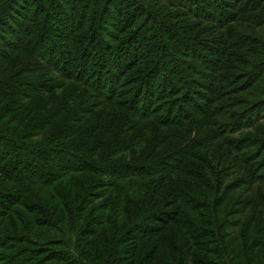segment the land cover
<instances>
[{
	"label": "trees",
	"instance_id": "trees-1",
	"mask_svg": "<svg viewBox=\"0 0 264 264\" xmlns=\"http://www.w3.org/2000/svg\"><path fill=\"white\" fill-rule=\"evenodd\" d=\"M223 1L220 3L218 0H189L187 8L193 9L195 7L196 11L201 8L210 14L217 9L231 11L234 7L232 5L234 0ZM245 1L240 0L239 2ZM242 6L243 4H240L238 15L233 17L231 21L240 22L243 25L239 27L240 29L247 30L248 28L249 30L250 25H253L255 26L253 30L255 28L257 30L254 32L263 34L264 31L258 30L262 25L258 26L257 22L249 23L252 18H238L240 12L243 11L244 7ZM187 10H183V12L187 14ZM154 13V9L145 0H0V58L6 62L18 55L22 48H26L32 55L40 53L43 59L48 61L51 59L50 61H57L58 64H61L63 59L62 66L65 75H62L61 80L77 82L84 88H94L95 92L90 96L96 99L92 102L89 98L82 96L80 102L76 104L75 93H72L74 88H69L63 95H60V91L64 90V84L49 82L51 80L45 78L46 73L41 74L44 77H38L39 70L33 66L31 61L25 66L21 61L19 66L10 62L5 67L0 65V175L4 181L11 184V189L14 190L13 193L4 192L0 195V205L5 208L4 212L12 210L11 214L13 215L9 212L5 213V216L10 214L9 221L12 225L34 233V236H25V240H23L25 242L16 248L10 247L13 244L7 242L9 235L4 236V238L0 235V264H21L24 261L30 262L32 260L36 261L34 264L41 263L43 260L37 259V253L43 246H34V242L60 244L53 246L55 247L53 248V260L63 264H93L95 261L101 262V264H121L118 263L113 253L104 252L108 237L118 240L116 243L118 246H114L116 251H118L119 244H129L131 255L135 253L138 258L136 264H155L158 256H167L166 240L168 235L165 233L171 226L177 229L176 235L181 233L189 252L197 248L200 253L205 251L212 254L213 250L205 247L207 244L203 242L205 237L216 236L220 242V238L228 239V234L220 236L216 227L219 225L218 229H222L231 222L224 220L218 223L215 214L208 212L211 209L208 204L200 206L198 203H193V199L185 198L182 191L178 193V197L173 195L171 198L170 194L171 191L173 192V188L177 193V188L173 183L170 186L168 184L165 195V176H161L162 178L152 182L148 180L160 175L179 172L182 175H191V171L182 169V166L187 160L197 157L196 151L201 146L200 141L192 140L194 144H192L190 152L185 148L191 145L186 146L185 143L175 150L159 154L151 160L161 149L163 143L160 144L161 140L157 141L160 139L158 138L147 151L143 152V148L147 146L153 136H150L152 131L148 124L143 125L141 120L156 119L155 116L162 115L158 110L161 108L160 105L158 106L160 103L154 102L157 95L152 94L146 103L142 101L141 108H138L137 101L133 98L128 102L124 100L126 101L125 104H120L121 101L117 98V91L120 89L119 85L123 78L131 71L139 73L142 70L140 65L143 64L153 65L147 73L149 84H143L144 86L151 87L156 81V79L154 81V76L166 70L167 74L172 73L173 75L170 81L167 78L163 80L165 84H170L169 92L173 93L172 95L181 96L185 93V85L182 90L177 85L182 78V71L190 68L187 62L181 58L183 54L187 55L189 61H198L197 65L200 66L201 73L195 72V75H199L204 83H209V88L216 89L214 86L221 82L219 76L222 70L221 61L213 47L218 48L220 45L224 51L226 45L218 42H212L209 45L205 41H200L198 47H201L199 50L201 57L198 58L195 55L196 50L184 51V48L188 49L193 47L192 45L195 46L193 40L180 38V40L175 41V38H165L168 29ZM188 16L182 14L181 18L187 20ZM139 19L141 22L136 32L131 36L127 35V38L123 40L122 35L126 34L125 29L133 27ZM184 20H180L182 25L180 29H183V35L193 33L190 28H187L192 24H187ZM153 27H160L159 34L157 31L154 32V29L151 30ZM207 27L208 29L203 28L200 31H205L210 35L214 33V28L216 29L214 24ZM151 31L153 34H150ZM254 32L246 33L243 40L245 46L243 49H239V51L246 50L249 58H243L242 53L238 57L234 56L237 63L242 66L247 65V68H244L245 73L253 70L251 77L255 78L251 81L248 80V77L243 78L241 84L238 83V86H234L230 90L233 96L240 93L244 97L242 100L247 101L243 104L245 108L240 110L238 117L242 115L237 122L231 123V120L228 119L221 121V126H223L221 132L234 138L227 140L231 142L234 153L239 154L240 152L243 157L250 156L252 159H254L253 154L241 146L243 138L252 136L246 134L248 136L238 137L241 135L238 133L239 127L233 128V126L241 122L243 126L240 127L247 131L250 122L246 121L248 114L244 113L245 111L249 112L248 110L252 106L254 108V103L262 99L264 95V43L256 38L257 35ZM82 34L86 36L81 37ZM116 37L118 39H115ZM98 41L102 43L100 47L96 44ZM118 41H122V44L114 46ZM155 43H157L156 46L151 49ZM54 49L58 50V56L53 55ZM50 52L52 56L49 57ZM103 54L106 58L102 60L100 56ZM156 55H158L159 60L153 63L151 59ZM174 60L180 61V64H175ZM75 66L78 67V70L75 69ZM198 87L202 89L203 86L199 85ZM144 88L149 90L148 87ZM193 89L195 90V88ZM196 91L200 90L196 89ZM195 92L194 99H199L201 103H205V106L194 112L190 116L191 118L194 114L202 113L210 117V120L219 116L225 117L224 114H218V116L217 112L210 108V100L213 98ZM261 93H263L261 98L256 96ZM247 97L251 98L248 99ZM54 98H61V100L55 101ZM143 98L144 96L142 100ZM126 104L127 106H125ZM149 104H153L152 109L149 108ZM68 106L71 107L70 111L62 122L54 126L52 134L46 136L45 141L37 140L36 138L41 137L42 133L45 132L44 128L47 124L54 121ZM98 108H101V111L95 113ZM189 108H191L190 105ZM120 109L123 110V120L116 134L111 136L117 122H106L107 126L105 127V117L110 118L112 114H119L117 110ZM83 113L96 114L94 119L90 116L87 124H83L85 127L79 126L78 123V119ZM190 117L187 118L188 121ZM174 122L171 124L175 125ZM168 124L165 127H168ZM250 130L254 131V127H251ZM213 133L206 134V136L201 135V137L204 136L206 140L215 137L214 140H207L209 143L220 140V137L213 135ZM178 137L181 138V136ZM255 139L260 140V138ZM222 142L228 152L223 149H215L213 152L215 157H220L225 162L224 168L229 169V172L232 169H244L245 180L256 181L258 176L255 174L256 170L248 167L246 163L243 166L234 163L229 156V147L223 138ZM163 145H167V143ZM122 148L125 149L122 153H127V156H121L118 160L116 159L117 154H114L113 151L117 149L118 152ZM252 149L254 146H251L248 151ZM256 155L255 160L264 158V147L262 150H258ZM247 162L251 163L249 160ZM148 163L155 166L147 168L145 164ZM261 164L260 162V166ZM226 173L228 174L227 171ZM89 175L113 179L108 182L111 191L107 197V206L112 209L110 217L113 219L103 217L99 222L92 221L84 227L82 226V219L77 222L72 219L68 232L73 233L72 238H76L86 245L81 249L79 243H74L75 248H72L61 243L65 241L63 231H67L66 228L61 224L56 225L55 220L50 219L53 218L50 215L51 211L56 212L54 202L47 203L48 207L44 208V212L42 211L50 218H44V221L37 222L32 217L36 213L33 211L35 206L28 202L24 203L22 194L30 193L38 186H50L57 196L62 197L64 195L61 186L59 187L60 180L70 178L73 179L71 181L75 182ZM142 178L148 180L146 181L147 190L143 195L146 199L144 207L141 206L140 201H135L129 196L130 193L141 194L139 179ZM20 194L21 196H19ZM89 197L90 200L87 203L90 204L92 203L90 202L91 199L95 196L91 193ZM32 198L33 195L29 199L34 202V198ZM179 199L181 206L201 218V222H196L194 219L179 218L183 214L182 208L174 212L169 210ZM222 199L224 198L222 197ZM85 201L82 199L79 208L82 207L83 209L84 207L85 209L83 206ZM14 206L22 207L23 212L21 209L13 208ZM131 207L133 208L131 209ZM103 208L106 209V206ZM67 209L74 210L71 201L68 203ZM200 212H205L206 215L202 217ZM244 212L246 213V211ZM80 217L82 218V216ZM62 218L65 219V216L60 219ZM149 219H153L155 225L148 228ZM202 222L206 223V226ZM238 222L240 225L241 220ZM94 226L95 228H93ZM45 228L49 229V232ZM80 228L81 230L78 231ZM248 228L249 225H246L245 236H247ZM260 229L259 225L257 235L259 233L264 234V232H260ZM25 231L21 234L24 235ZM46 234L51 237L45 238V241L35 237L36 235L43 238ZM85 237L90 238L86 239ZM153 238H156V241L150 248L146 250L147 247H142L137 252V242L146 239L149 243ZM247 241L245 238V242ZM259 243L264 244L262 235L253 239V242L249 244L250 252H248L251 253L252 245L257 246ZM10 248L15 251L11 255L6 251ZM75 249L81 250V253L91 257V260L87 262ZM182 257L184 258V256ZM246 257L249 258V255ZM203 263L218 264L212 260H205V258ZM132 264L135 262L132 261Z\"/></svg>",
	"mask_w": 264,
	"mask_h": 264
},
{
	"label": "rangeland",
	"instance_id": "rangeland-1",
	"mask_svg": "<svg viewBox=\"0 0 264 264\" xmlns=\"http://www.w3.org/2000/svg\"><path fill=\"white\" fill-rule=\"evenodd\" d=\"M147 1V4L151 6V8L154 9V14L159 17V21H163V24L165 25V28L168 29L166 31L165 38H175V41H178L181 39H189L193 40L195 42V46L190 47L188 49L184 48L185 52H190L191 50H196L195 55H197L198 58L201 57L200 55V49L201 47H198V43L201 41H205L210 45V43H221L222 45H226V50L223 51V47L220 45L218 48H214L215 52H217L219 59L221 61V72L219 74L221 78V82L219 84H216L214 88H209V83H204V81L201 80V77L199 75H195V72H200L201 69L200 66L197 65V60L189 61L187 60V55L183 54L182 59L185 60L190 67L189 69H185L182 71V78L178 82L179 84L177 87L180 88V90L184 89L185 85V93H183L181 96L172 95L173 93L170 91V84H165L163 80L166 78L168 81L173 78L172 73L167 74L166 70L163 73L156 74L154 76V81H156L152 84V86H144L143 84H149V79L147 77L148 71L153 67V65H140L142 70L137 73L136 71H131L126 75L122 82L119 85L117 98L121 101L120 104H125L126 101L124 100H130L133 98L137 101L138 108H141V105L143 104L142 101H149L150 96L152 94H155L156 100L155 103H160V115L161 116H155L156 119H149V120H141L143 122V125L148 124L149 128L151 129L150 136H153L151 140H149L146 147L143 148V152L147 151L150 146L157 141H160V144L167 143V145H161V149L158 150V152L152 157L151 160L155 158V156L159 154H165V152L169 150H175L180 145L185 144L186 146H189L185 149L191 151V147L193 146L194 142L193 139L200 141V148L197 149L196 155L197 157L191 160H187L183 166L182 169L191 171V175H182L181 172L169 174V175H160L156 176L157 178H150L148 179L149 182L159 180L162 178L161 176H165V195L167 192V186H169L173 183L174 186L177 188V193L175 191V188H173V192L171 191V198H173V195L175 197H178V193L182 191L185 194V198H192L193 203H198L200 206L208 204L211 209L208 210L209 213H214L217 217V222L221 223L224 220L230 221L231 223L226 226L225 228L218 229L217 225V231L219 235L228 234L227 240H224V238H220V240L216 236H209L205 237L203 239V242L207 243L205 247L210 248V250H213L212 254L211 252H203L200 253L197 251V248L192 251H187V247L185 245V242L183 241L180 235H176L177 229L172 226L168 228V231L165 233L168 235V238L166 240L167 242V256L162 257L158 256L156 259L155 264H204L203 260H212L214 262H217L218 264H227L228 262L230 264H264V244L259 243L257 246L252 245L253 248L251 249V253L249 248V244L253 242L254 238H258V236L262 235L263 242H264V234H258L257 235V227L259 230V225L261 227L260 232H264V158H260L259 160H255L257 158L256 152L258 150H262L264 147V95L263 93L256 95L257 97L261 98L263 95V98L254 103L253 106L248 110L249 112H246L244 114H248V119L246 121L250 122V126L247 127V131H244V129L240 126H243L241 122H238L237 124H234L233 128H238V133H241L238 137H243L246 134H249L252 137H248L246 139H242L241 146L244 150L247 152L253 154V158H250V156L243 157V154L239 152V154L234 153L233 146L231 142H228V138L230 135L224 134L221 132L223 129V126H221V121L228 119L231 120L230 122L238 121V119L241 117V115L238 117V114L240 110L245 108V100H242V97L240 93H237L236 95H232L230 93L231 88L234 86H238V83L241 84L244 80L243 78H249L248 80L251 81L255 78H252V71L248 73H245L244 68H247L246 66H242L241 64L237 63L234 59V56H239L242 53V57L248 59L249 54H247L246 50H241L245 46V43L243 40L246 37L247 32H254L257 30H253L255 26L250 25V29H240L239 27L243 26L240 22H232V18L238 15L239 13V6L240 4H243L242 7L243 11L240 12L239 19H242L244 17L252 18L250 19L249 23L253 24V22H257L256 24L258 26L262 25L258 30L264 31V0H246L245 2H239L240 0H234L232 5L234 6L231 11H224L223 9L212 11L213 13H206L201 8H199L197 11L195 7L193 9H188L187 4L189 3V0H145ZM220 3L224 2L223 0H218ZM100 2V1H99ZM255 6V7H253ZM241 7V8H242ZM218 8V7H217ZM240 8V9H241ZM188 9V10H187ZM183 10H187V14L183 12ZM254 10V11H253ZM247 11V13H245ZM183 15H189L187 20H184L181 18ZM191 15V16H190ZM180 20H184L187 24H192L190 28L193 33H186V35H183V29L180 27L182 26L180 23ZM222 20V22H220ZM239 21V20H238ZM141 22V19L137 21V23L133 27L126 28V34L122 35L123 40L127 38V35L131 36L136 32L139 23ZM211 24H214L216 26V29L214 28V33L211 35L205 31H200L203 28L208 29L207 26H210ZM246 26V25H244ZM248 26V25H247ZM154 29V32L157 31V34H159L160 27L158 28H151V30ZM165 32V30H164ZM169 32V33H168ZM257 39L260 41H263L264 43V33H256ZM150 34H153V31L150 32ZM74 36V35H73ZM85 34H82L81 37H85ZM121 36V35H120ZM242 36V37H241ZM119 37V36H117ZM115 39H118V38ZM151 37V36H150ZM212 38V39H211ZM82 40H84L82 38ZM156 42V41H152ZM98 46L100 47L102 45L101 41H98ZM121 42H116L114 46L121 45ZM153 45L151 49H153L156 46ZM150 49V50H151ZM22 52V53H21ZM224 52V53H223ZM58 50L54 49L53 55L58 56ZM114 53V50H113ZM43 54H46V52H43ZM111 54V53H110ZM48 56H52V53L50 52ZM158 55L154 56L151 61L155 63L157 60ZM260 58L262 56L258 54ZM100 58L103 60L106 58L105 54L101 55ZM254 58V57H253ZM51 60V59H50ZM48 61L43 59L42 55L39 53L37 55H32L31 52L29 53L28 49L22 48L20 53L16 55L15 57L7 60L4 62L2 58H0V65L7 66L10 63L18 64L20 61L25 66L28 62H32L34 67L39 70L38 77H44L41 74L46 73L45 78L50 79L53 84H64V90L60 91V95H63L65 91L69 90V88H74L72 90V93H75L76 99L75 102L78 104L81 100V97L84 96L85 98H89L92 102L96 100L90 94L94 93V88L90 87H82L80 84L74 81H67V80H61L62 75H65L63 73V59L62 63L58 64L56 62ZM175 64H180V61L174 60ZM253 62V61H252ZM142 64V63H141ZM237 66V68H236ZM75 69L78 70V67L75 66ZM264 70V67H263ZM259 76V75H257ZM223 78V79H222ZM186 82H185V81ZM247 81V82H249ZM127 82V83H126ZM207 82V81H206ZM203 86L202 89L198 86ZM148 87L149 90L147 91L144 87ZM190 86V88H188ZM188 88V89H187ZM195 90H200L196 91ZM216 90V91H215ZM194 92L198 93L200 92L203 95L209 96L213 99L210 100V108L215 110L218 114H224V118L219 116L216 119H212L210 117H207L204 113L202 114H194L191 118L190 116L197 112L198 109H202L205 106V103H201L199 99H194ZM225 94L224 96L221 95ZM143 94V95H142ZM59 95V96H60ZM144 96L143 100L142 97ZM58 98V97H57ZM54 98L55 101L61 100V98L57 99ZM127 98V99H126ZM250 99L251 97H247ZM11 100V99H9ZM139 100V101H138ZM54 101V102H55ZM98 101V100H97ZM154 103V104H155ZM191 108H189V105ZM72 105V104H71ZM130 105V104H128ZM127 106V104L125 105ZM157 106V107H158ZM153 104H149V108L152 109ZM155 107V108H157ZM71 107L68 106L67 109H65L54 121H51L47 126L44 128L45 132L42 133L41 137H37V140L45 141V137L52 134V130L55 125L62 122L63 119H65L67 113L70 111ZM111 110V109H109ZM101 111V108H98L97 112ZM119 114H112L111 117H105L106 122L115 121L117 122L115 129L113 130L111 136L116 134L118 131L120 124L123 120V110H117ZM224 111V112H223ZM90 114H81L78 123L79 126H84L83 124H87V120L90 118L94 119L95 115ZM216 114V113H215ZM190 117V120L188 121L187 118ZM237 117V119H236ZM168 122H167V121ZM177 121V122H174ZM176 123L175 125L171 123ZM210 122V123H209ZM108 123V124H109ZM168 124V127H165V125ZM209 123V124H207ZM104 126V125H103ZM107 126V123L105 127ZM85 127V126H84ZM104 127V128H105ZM228 127V126H227ZM251 127H254V131L250 130ZM232 128V127H231ZM220 137V140L209 143L208 141L214 140V138L207 139L201 135L211 134ZM133 136V133H132ZM178 136H181L178 137ZM248 136V135H246ZM260 138L258 139L255 138ZM42 138V139H41ZM222 138L226 142V144L229 147L230 150V157L233 159L234 163L236 162L237 165L243 166L245 163L248 167H251L255 169V174L258 176L256 177V181L253 180L248 181L245 180V171L244 169H236L228 171L229 169H225V162L221 160L220 157H215L213 150L215 149H223L225 152L227 151V148L225 144L222 142ZM234 139V138H232ZM258 141V142H256ZM183 145V146H185ZM254 146V149L248 151V149ZM211 147V148H210ZM125 149H120V151L117 152V149L113 151L114 154H117L116 159L119 160L121 156H127V153H122V151ZM236 158V160H235ZM251 161V163H248L247 161ZM260 162L262 163L260 166ZM152 163L145 164L147 168H151L152 166H155ZM227 164V163H226ZM253 164V165H252ZM235 166V164H234ZM228 174L226 173V171ZM258 172V173H257ZM164 174V173H162ZM73 179L70 178H64L63 180L59 181V187L63 191L62 197H59L55 194V192L52 190L50 186H38L34 188L30 193L22 194L23 199L25 200L24 203L28 202L32 206H35L33 211H36V213L33 214L34 220L37 222L44 221V218H50L47 217L43 212L45 210L44 208L48 207V204H51V202H54L56 212L50 213V215L53 216L57 224L63 225L67 231H63L65 241H62V244H65L67 246H71L72 248H75L74 243H79L81 246V249L83 246H86L85 243H81L76 238H72L73 233L68 232L70 231L69 224L71 223V220L74 219L76 222L81 220L83 221V227L88 226V224L92 221L99 222V220L104 217L107 219H113V217H110V212L112 209H110L107 205V197L111 191V187L108 186V182L112 181L113 179H109L107 177H96L94 175H89L86 177H83L82 180L78 179L77 181L73 182L71 181ZM144 178L139 179V189L142 191L140 195H134L132 193L129 194L131 198H133L135 201H140L142 207L146 205V199L145 196H143L147 190L146 181ZM97 184V185H96ZM92 188V186H94ZM164 185V186H165ZM11 184L4 181L2 176L0 175V195L4 194V192H14V190L11 189ZM93 189V190H92ZM94 192V193H93ZM93 194L95 197L91 199L90 202L87 203L88 200H90L89 195ZM176 193V194H175ZM19 194V193H18ZM33 195L34 202L30 201L29 197ZM21 196V194L19 195ZM1 197V196H0ZM222 197L224 199H222ZM32 198V199H33ZM222 200H219V199ZM82 199L86 201L83 203L85 206V209L83 211L82 207L79 208L80 204H82ZM71 201L72 206L74 207V210H68V203ZM106 206V209L103 207ZM135 207V206H133ZM131 207V209L133 208ZM13 208L21 209L23 212V208L20 206H14ZM79 208V209H78ZM182 208L183 211H181L183 214L179 216V218L183 219H191L196 222H201V218H199L197 215H194L193 213L189 212V209L183 208L181 206V200L172 205L170 207V211H177V209ZM5 208L0 205V235L4 238L9 235V239L7 242H10V247L16 248L19 245L23 244V240H25V236H34V233L27 232L23 229L16 228L15 225H12L9 221L10 214L12 213L9 211H3ZM241 210V211H240ZM43 211V212H42ZM50 211V210H49ZM82 211V212H81ZM205 211V210H204ZM246 211V213L244 212ZM9 212L8 216H5V213ZM233 212V213H232ZM200 215L204 217L206 215L205 212H200ZM13 215V214H11ZM65 216V219H60L61 217ZM82 216V218L80 217ZM121 217H123L121 215ZM126 219L125 217H123ZM6 219V220H5ZM106 219V220H107ZM138 220V219H137ZM136 220V221H137ZM149 224L147 225L148 228L151 225H155L153 219H149ZM239 220H241V224L239 225ZM238 222V223H236ZM203 225L206 226V223L202 222ZM55 225V226H56ZM246 225H249L247 236L244 235V231L246 229ZM95 228V226L93 227ZM105 228V226H104ZM123 228V227H122ZM18 229V230H17ZM35 230V228H34ZM49 232V229L45 228ZM81 230L78 229V231ZM25 231L26 233L23 235L21 232ZM181 232V231H180ZM75 233V232H74ZM50 234H52L50 232ZM39 240H46L45 238H49L51 236H48L47 234L43 236V238L36 236ZM86 239H89L90 237H85ZM245 238L248 240L245 242ZM107 244L105 247L104 252L113 253L114 257L116 256V259L118 263L121 264H132V261L135 262L138 260L135 253L131 255L130 253V246L129 244L126 245H120L118 247V251L115 249V245L118 246V240L116 241L112 237L106 238ZM156 241V238H153L152 241L141 240L137 242V252L142 247L150 248L153 244V242ZM44 244V245H43ZM40 243V242H34V246L42 247V249L38 250V257L37 259H42L43 261L39 264H63L59 261L53 260L54 253H53V246L60 245V244H52V243ZM59 248V247H58ZM98 248V247H96ZM6 249L9 255L13 254L15 251L14 249ZM85 249V248H84ZM87 249V247H86ZM77 253H79L83 259L87 260L89 262L91 260V257L85 256L81 253V250H77ZM92 250V249H91ZM93 251V250H92ZM135 251V250H134ZM249 251V252H248ZM86 252V251H84ZM94 252V251H93ZM20 254V253H18ZM103 254V253H102ZM8 255V257H9ZM246 255H249V258L246 257ZM184 256V258L182 257ZM7 258V257H6ZM45 258V259H44ZM225 258V259H223ZM36 259V260H37ZM106 260V259H104ZM36 261H24L21 264H34ZM105 263V262H104ZM3 264V263H1ZM71 264V263H67ZM93 264H101V262L95 261Z\"/></svg>",
	"mask_w": 264,
	"mask_h": 264
}]
</instances>
